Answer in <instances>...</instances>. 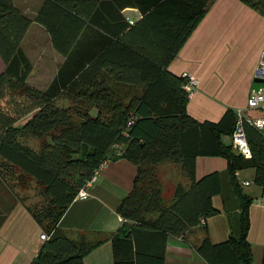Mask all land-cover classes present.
Wrapping results in <instances>:
<instances>
[{
  "label": "trees",
  "instance_id": "trees-1",
  "mask_svg": "<svg viewBox=\"0 0 264 264\" xmlns=\"http://www.w3.org/2000/svg\"><path fill=\"white\" fill-rule=\"evenodd\" d=\"M242 1L264 15V0ZM206 4L207 0H196L186 29L169 32L170 45L162 46L163 59L158 63L152 56L149 32L140 29L138 22L122 21L126 32L120 45L125 48L109 58L115 68L119 61V74L115 73L122 86L100 74L98 62L110 64L106 56L96 57L84 69L81 57L71 51L85 21L79 9L73 11L78 3L45 0L32 17L14 0H0V54L6 63L0 71V174L6 178L7 172L14 173L23 185L34 178L46 197L41 205L27 206L47 233L29 264H85V255L105 240L112 242L113 264H165L170 237L185 236L203 217L215 214L218 208L212 197L219 193L229 219V236L213 242L203 225V236L193 245L210 264H255L248 238L255 197L245 190L238 173L254 168V183L264 195V131L243 120L252 150V156L245 157L231 139H225L236 127V109H227L218 121L195 118L188 111L187 78L168 68L205 15ZM34 19L46 26L53 45L65 56L44 89L30 83L33 62L22 46ZM61 97L70 104H58ZM27 135L41 139L38 149L22 140ZM199 155L225 157L226 171L198 177ZM117 156L137 166L133 186L118 205L123 217L120 227L111 233L98 232L95 238L61 227V217L79 190L104 160ZM166 161L179 165L185 175L168 201L160 173Z\"/></svg>",
  "mask_w": 264,
  "mask_h": 264
},
{
  "label": "crops",
  "instance_id": "crops-1",
  "mask_svg": "<svg viewBox=\"0 0 264 264\" xmlns=\"http://www.w3.org/2000/svg\"><path fill=\"white\" fill-rule=\"evenodd\" d=\"M72 1L78 3L73 11L79 9L85 21L80 39L73 43L71 51L76 58L81 57L84 69L92 65L96 57L101 59L106 56L109 61L110 57L125 48L120 45L123 41L121 37L126 32L122 29V21L129 24L138 22L140 29L149 32L152 56L156 62L157 59L162 60V46L170 45L169 32L186 29L187 16L194 11L196 2V0H82L81 3ZM44 2L45 0H14L23 12L32 17L36 16ZM101 21L107 22L109 26H101L99 24ZM37 30L46 31L52 46L53 79L65 56L53 45L46 26L34 19L23 38L22 46L26 51L28 37ZM263 49V14L242 0H207L205 15L168 63V68L176 74L189 71L199 78L197 88L189 98L190 114L199 120L218 121L227 109L235 110L245 106L251 88L255 87L254 76ZM29 57L33 62L32 57ZM102 61L104 60L98 62L100 74H105L106 81L113 85L118 82L123 86L117 75L119 61L116 63L117 68L115 62L109 61V65H104ZM5 66V60L0 54V71L4 70ZM125 86L135 87L129 83H125ZM92 110L96 111L98 107H92ZM250 113L261 114L258 109L251 110ZM225 139L230 140V136H225ZM226 168L227 159L223 156L197 157L198 177L214 170L225 172ZM136 172V164L127 157L111 158L100 169L95 180L86 184L88 196L75 198L69 205L61 217L60 226L73 233L88 232L91 238H95L98 232L116 231L123 222L118 205L132 188ZM254 174L252 167L242 169L238 173L243 182L250 181L249 184L244 183L245 190L255 197L250 206L251 225L248 238L253 248L254 263L260 264L264 257V195L261 186L254 183ZM228 185L225 176L224 187L227 189ZM212 201L218 208L215 214L203 217L201 224L191 227L185 236L170 237L165 264H210L193 245L203 236L202 226L208 227L213 242L227 239L230 232L222 194L213 195ZM41 232V224L0 174V264H29L40 248ZM112 249L111 240H105L85 255L84 263L113 264ZM257 257L258 261H255Z\"/></svg>",
  "mask_w": 264,
  "mask_h": 264
},
{
  "label": "rangeland",
  "instance_id": "rangeland-1",
  "mask_svg": "<svg viewBox=\"0 0 264 264\" xmlns=\"http://www.w3.org/2000/svg\"><path fill=\"white\" fill-rule=\"evenodd\" d=\"M25 48L29 56L33 59L34 71L32 70L33 73L30 77V83L44 89L52 81L54 70L53 50L50 40L47 38L46 31L37 30L34 34L30 35L26 41ZM254 77L255 79L257 78L256 76ZM262 83L263 82L256 81L254 86L258 87ZM57 103L69 105L70 101L66 97H61L57 99ZM92 113L95 114L96 112ZM22 140L36 149H38L41 144V139L34 135L24 136ZM160 173L164 183V196L168 201L174 193L176 182L185 180V175L181 172L179 165L171 161L163 162L160 165ZM5 179L16 191L19 200L25 203L26 206H33L35 204L41 205L46 201V197L42 192V186L34 178L30 179L28 184L23 185L16 177V174L7 172ZM255 261H258V257Z\"/></svg>",
  "mask_w": 264,
  "mask_h": 264
},
{
  "label": "built area",
  "instance_id": "built-area-1",
  "mask_svg": "<svg viewBox=\"0 0 264 264\" xmlns=\"http://www.w3.org/2000/svg\"><path fill=\"white\" fill-rule=\"evenodd\" d=\"M183 75L187 78V81L184 83V87L188 91L189 97H191L199 83V78L189 72L185 71L183 72ZM256 77H262L263 82L258 87H252L250 94L248 96L246 105L243 107L236 108L238 120L236 123V127L233 131V133L230 135V139L236 148V150L240 153H242L245 157H251L252 156V150L250 147V143L243 125V120L246 118L248 121H250L255 127L258 129L264 131V49L261 52L260 60L256 69L255 73ZM258 109L260 110L261 114H251L249 111ZM108 162V160H104L99 168L97 169L95 175L87 181V184L91 183L93 180H95L98 172L100 169ZM244 183L249 184L250 181L246 180ZM88 192L85 188H81L76 196V198L79 197H87ZM203 220V218H202ZM41 239H44L47 237V233L42 230Z\"/></svg>",
  "mask_w": 264,
  "mask_h": 264
},
{
  "label": "water",
  "instance_id": "water-1",
  "mask_svg": "<svg viewBox=\"0 0 264 264\" xmlns=\"http://www.w3.org/2000/svg\"><path fill=\"white\" fill-rule=\"evenodd\" d=\"M255 80H256V81H263V78H261V77H257Z\"/></svg>",
  "mask_w": 264,
  "mask_h": 264
}]
</instances>
